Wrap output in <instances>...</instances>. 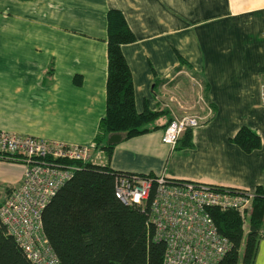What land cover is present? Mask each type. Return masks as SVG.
<instances>
[{"label": "crops", "instance_id": "crops-1", "mask_svg": "<svg viewBox=\"0 0 264 264\" xmlns=\"http://www.w3.org/2000/svg\"><path fill=\"white\" fill-rule=\"evenodd\" d=\"M109 9L134 35L120 46L134 109L161 108L165 85L154 80L168 77L179 58L206 83L196 87L202 113L209 109L191 129V145L170 146L161 129L149 131L117 142L109 167L264 191V0H0V130L92 142L104 113ZM241 126L258 135L257 148L245 152L231 140ZM0 173L15 183L6 194L22 166L0 161ZM252 264H264V237Z\"/></svg>", "mask_w": 264, "mask_h": 264}, {"label": "trees", "instance_id": "trees-1", "mask_svg": "<svg viewBox=\"0 0 264 264\" xmlns=\"http://www.w3.org/2000/svg\"><path fill=\"white\" fill-rule=\"evenodd\" d=\"M133 40L134 35L122 13L109 9L106 12L104 113L92 138V154L99 153L102 162H74L77 168L54 192L40 214L42 233L58 264L161 262L164 245L153 239V227L147 222L146 209L123 204L114 196V177L127 172L114 170L108 165L112 148L117 143L107 142L110 135L116 134L119 141L125 140L162 130L173 119L167 108L150 110L144 107L140 112L134 109L130 71L120 51L122 44ZM183 70L191 74L196 84L206 86L201 75L182 58L168 77L156 78L153 86H171L178 81ZM204 102L211 109L210 102L206 99ZM190 133L191 128L184 129L176 139V147L191 145ZM231 140L245 152L260 144L258 135L246 126L238 128ZM208 212L217 231L230 243L228 250L213 264H236L238 261L252 264L257 243L264 237V191L261 187L253 190L251 209L245 220L233 210L212 207ZM0 264H33L1 222Z\"/></svg>", "mask_w": 264, "mask_h": 264}, {"label": "built area", "instance_id": "built-area-1", "mask_svg": "<svg viewBox=\"0 0 264 264\" xmlns=\"http://www.w3.org/2000/svg\"><path fill=\"white\" fill-rule=\"evenodd\" d=\"M259 95L264 105V82ZM208 114L209 109L174 117L161 130L160 141L173 146L184 129L198 126ZM92 149V142L64 143L0 130V160L22 166L18 185L0 203V222L31 263L58 264L42 233L40 214L77 168L74 162L93 161ZM113 193L123 204L146 209L153 239L164 245L160 264L215 263L230 243L208 209L233 210L245 220L253 198V191L133 172L114 177Z\"/></svg>", "mask_w": 264, "mask_h": 264}, {"label": "rangeland", "instance_id": "rangeland-1", "mask_svg": "<svg viewBox=\"0 0 264 264\" xmlns=\"http://www.w3.org/2000/svg\"><path fill=\"white\" fill-rule=\"evenodd\" d=\"M180 75L176 83H173L171 86H165L161 94H159L158 101H160L161 108H167L172 117L186 114H203V104L197 91L196 81L191 79V74L188 71L183 70ZM98 154L96 155L95 153L92 156L94 162L100 163L102 162L101 159L96 157ZM0 161L7 164L17 163L14 161ZM14 185L15 183L12 178L9 181H0V198H3L7 187L10 188V186Z\"/></svg>", "mask_w": 264, "mask_h": 264}, {"label": "water", "instance_id": "water-1", "mask_svg": "<svg viewBox=\"0 0 264 264\" xmlns=\"http://www.w3.org/2000/svg\"><path fill=\"white\" fill-rule=\"evenodd\" d=\"M120 137L116 134H112L108 137L107 142H118Z\"/></svg>", "mask_w": 264, "mask_h": 264}]
</instances>
